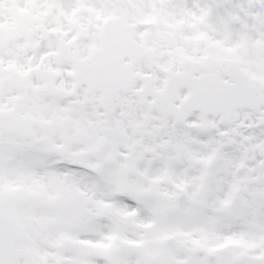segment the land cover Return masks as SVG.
<instances>
[{"label":"snow or ice","instance_id":"obj_1","mask_svg":"<svg viewBox=\"0 0 264 264\" xmlns=\"http://www.w3.org/2000/svg\"><path fill=\"white\" fill-rule=\"evenodd\" d=\"M0 264H264V0H0Z\"/></svg>","mask_w":264,"mask_h":264}]
</instances>
